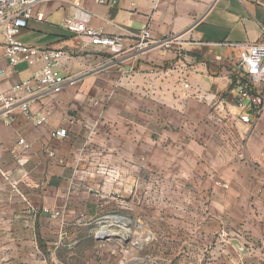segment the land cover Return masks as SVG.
<instances>
[{
  "label": "crops",
  "instance_id": "1",
  "mask_svg": "<svg viewBox=\"0 0 264 264\" xmlns=\"http://www.w3.org/2000/svg\"><path fill=\"white\" fill-rule=\"evenodd\" d=\"M72 1L46 0L16 36L27 45L63 51L58 70L74 84L28 100L33 112L48 111L42 127L21 106L0 102V189L30 187L40 200L52 194L55 205L77 189L72 183L95 176L98 159L123 180L126 162L137 163L144 154L152 167L161 158L166 170L187 179L224 180L222 191L245 207L236 221L245 214L243 222L254 233L250 241L264 257V108L251 129L238 125L245 134L237 133L234 120L241 111L232 103L230 71L240 49L225 45H264V0H85L89 27L122 37L123 52L66 30L62 22L74 13ZM145 28L151 42L138 47L134 35ZM40 67L1 58L0 97ZM206 97H215V104ZM224 129L231 132L226 142L220 139ZM60 130L64 137L53 136ZM100 184L94 189H108Z\"/></svg>",
  "mask_w": 264,
  "mask_h": 264
},
{
  "label": "rangeland",
  "instance_id": "2",
  "mask_svg": "<svg viewBox=\"0 0 264 264\" xmlns=\"http://www.w3.org/2000/svg\"><path fill=\"white\" fill-rule=\"evenodd\" d=\"M230 133L221 130V141ZM146 157L126 162L123 180L94 161L95 176L55 205L52 194L1 187L0 264H264L224 180L187 179ZM100 182L108 189H94Z\"/></svg>",
  "mask_w": 264,
  "mask_h": 264
},
{
  "label": "built area",
  "instance_id": "3",
  "mask_svg": "<svg viewBox=\"0 0 264 264\" xmlns=\"http://www.w3.org/2000/svg\"><path fill=\"white\" fill-rule=\"evenodd\" d=\"M45 1L0 0V35L3 38L0 44L2 51L0 59H6L13 66L41 64V67L29 80L16 85L8 95L1 96L0 102L6 108L14 105L21 106L26 118L32 121L36 127H42L48 122V111L41 109L33 112L28 100L43 91L59 93L66 86L74 84L71 78L62 76L58 70V66L65 57L63 51L27 45L16 40V36L28 27L36 7ZM84 1H72L74 13L63 20V27L69 32L90 40L92 45L123 52L125 42L122 37L109 36L89 27V16L82 10ZM156 1L160 2L161 0ZM96 2L104 4L106 0H96ZM39 18L42 19V16ZM134 37L138 41V47H146L151 42L150 29L145 28ZM161 44L170 46L168 40H164ZM225 45L240 49L239 56L230 71V81L233 91L232 103L241 111L237 119L234 120V126L238 134L244 135V130L238 125L251 129L264 108V45L260 43ZM179 56L181 53H178ZM185 87L188 88V85L185 84ZM205 100L213 105L216 98L206 97ZM65 135L66 130L56 131L53 134L55 137H64ZM20 144L24 145L26 149L29 147L23 139L20 140Z\"/></svg>",
  "mask_w": 264,
  "mask_h": 264
}]
</instances>
